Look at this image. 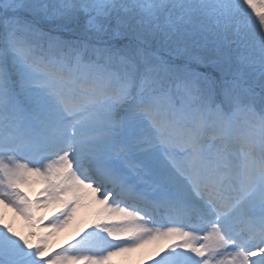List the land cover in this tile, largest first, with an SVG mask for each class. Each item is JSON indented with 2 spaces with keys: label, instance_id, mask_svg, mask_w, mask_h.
I'll return each instance as SVG.
<instances>
[{
  "label": "snow or ice",
  "instance_id": "obj_1",
  "mask_svg": "<svg viewBox=\"0 0 264 264\" xmlns=\"http://www.w3.org/2000/svg\"><path fill=\"white\" fill-rule=\"evenodd\" d=\"M152 242L264 264V0H0V264Z\"/></svg>",
  "mask_w": 264,
  "mask_h": 264
},
{
  "label": "bare ground",
  "instance_id": "obj_2",
  "mask_svg": "<svg viewBox=\"0 0 264 264\" xmlns=\"http://www.w3.org/2000/svg\"><path fill=\"white\" fill-rule=\"evenodd\" d=\"M90 208V207H89ZM92 209V208H90ZM7 211H10L11 210H7ZM8 212V213H10ZM7 213V219H10L12 216L9 215ZM11 214V213H10ZM11 221H13L15 224L14 225H17L16 227L20 228L19 230L21 232H26L27 231V225L26 223L23 224L24 220H20L19 217L17 219H11ZM67 235L66 234L64 237L63 236H54L53 237V247L55 246H58V245H61L63 242L66 241L67 239ZM160 245L157 243V242H152V243H149V244H146L144 245L142 248L140 249H137V250H134L132 252H129V253H125V254H122L121 256H118L120 261L121 260H124V258H129L130 261H124V264H139L141 262H146L148 261L151 257L154 256V253L157 251L158 247Z\"/></svg>",
  "mask_w": 264,
  "mask_h": 264
},
{
  "label": "rangeland",
  "instance_id": "obj_3",
  "mask_svg": "<svg viewBox=\"0 0 264 264\" xmlns=\"http://www.w3.org/2000/svg\"><path fill=\"white\" fill-rule=\"evenodd\" d=\"M38 187V185H37ZM10 211H7V213ZM11 213V214H10ZM8 213L9 215H11L12 217L8 220L11 221V219H17L18 217H14V214L12 213V211ZM19 219L22 221L23 218L19 217ZM93 219V209H90L89 207H84L81 208L77 214L76 220L74 222H72L71 224H69L68 226H66L65 228L61 229L60 232H57L54 236L58 235V236H65L66 234H68V239H71L70 237H74L75 233L77 231L78 227H82V226H86L89 224V222ZM15 224V223H14ZM23 224H25V221L23 222ZM17 225H14V227L20 231L19 227H16ZM115 260V262H117L118 260L116 259V257L113 258ZM118 264V262H117Z\"/></svg>",
  "mask_w": 264,
  "mask_h": 264
}]
</instances>
